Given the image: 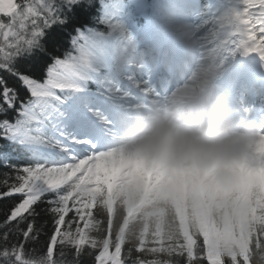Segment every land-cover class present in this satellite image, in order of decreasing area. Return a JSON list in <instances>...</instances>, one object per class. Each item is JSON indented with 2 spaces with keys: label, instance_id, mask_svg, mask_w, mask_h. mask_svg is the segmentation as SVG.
Segmentation results:
<instances>
[{
  "label": "snow or ice",
  "instance_id": "6c2138e0",
  "mask_svg": "<svg viewBox=\"0 0 264 264\" xmlns=\"http://www.w3.org/2000/svg\"><path fill=\"white\" fill-rule=\"evenodd\" d=\"M186 7L191 20L169 0H0V200L13 201L0 264H264V107L243 100L260 131L237 179L211 189L195 230H113L116 189L137 163L111 144L118 116L216 80L237 56L264 67V0ZM150 13L141 31L137 18ZM41 212L52 231L46 252L29 255Z\"/></svg>",
  "mask_w": 264,
  "mask_h": 264
},
{
  "label": "clouds",
  "instance_id": "9594fccd",
  "mask_svg": "<svg viewBox=\"0 0 264 264\" xmlns=\"http://www.w3.org/2000/svg\"><path fill=\"white\" fill-rule=\"evenodd\" d=\"M259 131V122L241 100L214 80L197 83L179 97L125 111L117 118L111 144L154 182L144 191L128 187L125 178L115 198L128 199L142 221L151 219L175 233L174 203H206L215 183L232 184L237 162L251 152ZM139 228L133 224L129 238Z\"/></svg>",
  "mask_w": 264,
  "mask_h": 264
},
{
  "label": "trees",
  "instance_id": "16d2710c",
  "mask_svg": "<svg viewBox=\"0 0 264 264\" xmlns=\"http://www.w3.org/2000/svg\"><path fill=\"white\" fill-rule=\"evenodd\" d=\"M70 50V43L65 41L63 46L59 49V53L62 56L64 51ZM12 81H10L11 83ZM6 171V169L0 167V177H2V174ZM2 190V189H0ZM10 199H3L0 200V221L4 219L5 212L9 206L10 203H12ZM128 199L118 200L114 198V203L111 210V215L113 216V230L119 229L121 226H126L127 230L133 225V224H140L139 230L136 232H140L144 228H147L150 232L155 231L157 229V224L153 223L151 219L148 220H141V217L136 213L135 210H132V207H134ZM45 207L44 205H41L40 208ZM205 204L199 203V202H192L189 204L186 199H179L177 200L173 205V212H174V219L173 223L176 226L175 233H178L180 229L184 226L189 227L193 231L196 228V225L201 219L200 213L204 211ZM40 211V209H38ZM96 210L93 209V213L95 214ZM72 215L71 213L69 214ZM148 216H151V214H146ZM37 227L41 228V232L38 236L37 241L35 242H29L26 244V252H28L29 255H42L46 252L49 235L52 231V224H51V217L47 213L41 212V215L36 218ZM83 226V223L81 222V227ZM106 226V225H105ZM23 227V225H22ZM162 228L166 233L168 231ZM2 231V229H0ZM18 240L22 241V238H18L16 236L10 237V243H16ZM202 240V237H201ZM58 248L59 246H54V253L55 258L61 259L58 254ZM136 253H134L135 255ZM147 259H152L151 256L146 257ZM68 260H72L73 256L68 255L66 257ZM81 264H94V259L92 257H83L81 258ZM204 264H208L207 260H204Z\"/></svg>",
  "mask_w": 264,
  "mask_h": 264
},
{
  "label": "rangeland",
  "instance_id": "374dc122",
  "mask_svg": "<svg viewBox=\"0 0 264 264\" xmlns=\"http://www.w3.org/2000/svg\"><path fill=\"white\" fill-rule=\"evenodd\" d=\"M182 19H188V20H191L192 18H187L185 17L184 15L180 16ZM242 60H246L245 62V65L243 64ZM242 60H234L236 62V65L233 66L231 72H228L230 68V66L228 65V62L224 65V67L221 69L220 73L218 75H221V79H225V78H228V77H231L230 74L233 72V71H236L237 72V69L236 67H240L242 68L241 71H242V74H245V75H248V70H244V66L245 68H251V71L256 74V75H259V76H264V67H261V61L259 60L258 57H255V56H245L244 59ZM138 164L135 163L131 166V175L130 177L128 178V183L131 185L132 188H134V186H136L138 183H140V179H141V174L136 176L134 173H133V170L135 169L136 165ZM220 185V183H215L214 184V187H218Z\"/></svg>",
  "mask_w": 264,
  "mask_h": 264
},
{
  "label": "bare ground",
  "instance_id": "6f19581e",
  "mask_svg": "<svg viewBox=\"0 0 264 264\" xmlns=\"http://www.w3.org/2000/svg\"><path fill=\"white\" fill-rule=\"evenodd\" d=\"M237 79H238V80H241L242 78H237ZM251 81H252V82H254V81L252 80V78L250 77V79H249V80H247V82H251ZM237 86H239V87H240V85H237ZM243 99H245V100L249 101V100H248V97H247V95H246V94H244V95H243Z\"/></svg>",
  "mask_w": 264,
  "mask_h": 264
}]
</instances>
